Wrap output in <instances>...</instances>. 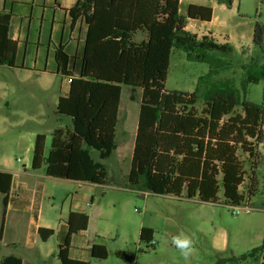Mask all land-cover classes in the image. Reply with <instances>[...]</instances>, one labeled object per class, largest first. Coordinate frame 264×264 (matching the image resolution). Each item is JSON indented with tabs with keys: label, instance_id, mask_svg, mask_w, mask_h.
<instances>
[{
	"label": "trees",
	"instance_id": "1",
	"mask_svg": "<svg viewBox=\"0 0 264 264\" xmlns=\"http://www.w3.org/2000/svg\"><path fill=\"white\" fill-rule=\"evenodd\" d=\"M234 0H217L231 7ZM73 23L84 20L87 27L84 50L79 58L64 48L56 50L58 72L69 81L67 95L59 99L57 114L71 119V126L53 132L51 149L45 157L46 135L35 140L32 170L42 169L54 178L105 185L108 170L96 162L90 149L109 159L117 148L123 86L142 91L136 138L127 180L136 190L155 195L198 199L238 206L257 198V181L252 178L247 191L245 171L239 152L257 158V146L264 142V105L239 96L229 80L212 83L214 76L231 70L237 54L230 43H219L210 35L199 37L186 29L187 20L210 22V6L190 5L181 14L180 0H78L69 10ZM11 13L0 12V65L15 66L17 43L9 37ZM264 28L257 25L254 53L242 60L241 88L264 80ZM142 35L145 39L138 41ZM185 52L192 62L207 63L210 71L201 77L192 93L167 92L171 55ZM78 63H77V62ZM209 83L201 111L197 103L201 89ZM135 100V95H131ZM241 108L240 112L237 109ZM254 164H256L254 162ZM13 174L0 171V198L6 213ZM87 214L71 213L69 233L60 244L61 264H88L70 258L72 234L87 230ZM48 236L52 230L40 229ZM154 231L143 227L141 241H153ZM264 242L242 258L261 263ZM92 256L104 260L107 248L94 245ZM0 264H23L21 258L0 256Z\"/></svg>",
	"mask_w": 264,
	"mask_h": 264
},
{
	"label": "rangeland",
	"instance_id": "2",
	"mask_svg": "<svg viewBox=\"0 0 264 264\" xmlns=\"http://www.w3.org/2000/svg\"><path fill=\"white\" fill-rule=\"evenodd\" d=\"M223 21L230 32L241 33V41H230L241 47L236 48L237 54L225 56L233 61V68L220 72L211 82L229 79L243 100L264 105V80L249 84L245 95L241 88V52L244 62L255 55V30L257 25L264 28V0H236L231 8L216 6L215 25ZM142 38V35H138L136 39L140 41ZM209 71L207 63L189 61L184 51L174 49L165 83L166 91L192 93L199 79L207 76ZM34 86L36 83L30 81L22 83L14 91H0V120L8 116L16 118L15 124L13 120L10 124L0 123V158L2 154L13 156L15 161L21 158L19 136L33 139L36 134L48 135L57 127L72 125L69 117L56 118L54 114L53 102L61 93L57 90L42 92ZM208 88L209 83L202 86L201 98L197 103L199 111L204 107ZM132 94L135 100L131 99ZM141 97L140 89L133 93L131 87L123 86L116 129L117 148L113 155L102 160L98 151L90 149L92 158L107 168L108 177L106 185L99 188L95 205L89 211V230L73 238V245L78 247L73 250V254L88 264H261L262 259L259 263L255 259L242 257L261 247L264 242V142L257 146L256 159L252 160L239 152L246 173L242 191H247L252 178L257 181V198L248 203L253 208L249 213L234 214L222 195L218 203L206 204L185 197L151 193L145 196V192L134 189L127 180ZM240 111L241 108H238L237 112ZM18 117H21V123H17ZM2 139H5L4 145H1ZM47 185L54 198L47 200L48 206L54 207L49 218L51 224H57L67 215L71 194L79 189L76 184L57 179L49 180ZM142 224L154 229V248L141 241ZM180 233L192 236L195 240V250L188 260L171 243V237ZM92 244L104 245L107 258L92 260L85 255L81 248ZM29 253L31 255L25 258V264H61L56 257L57 235H52L46 242L41 234L38 235L36 250Z\"/></svg>",
	"mask_w": 264,
	"mask_h": 264
},
{
	"label": "crops",
	"instance_id": "3",
	"mask_svg": "<svg viewBox=\"0 0 264 264\" xmlns=\"http://www.w3.org/2000/svg\"><path fill=\"white\" fill-rule=\"evenodd\" d=\"M77 1L0 0V12L11 13L12 15L9 37L17 43L15 66L0 65V70L2 71L0 74V91H14L22 83L30 81L36 83L34 88L39 89V91L52 92L57 90L61 94L53 102L56 118H61L59 117L61 115L57 114L59 99L67 95L69 91V81L58 72L56 50L62 47L71 57L76 58H79L84 50L87 27L84 20H78L73 23V19L69 14V10ZM180 1L181 14L184 16H186L187 8L190 5L210 6L213 9V18L210 22L188 19L186 26L188 31L197 34L199 37L210 35L219 43L232 44L230 42L232 39L241 41V33L234 34L230 32L224 21L218 22L215 25V7H225L226 5L219 4L217 0ZM235 3L236 0L233 1L231 7ZM214 28L219 30H214ZM143 39H145L144 36L141 40ZM234 46L236 48L241 47L239 44H234ZM12 120V123L15 124L16 118H10L9 116L1 119L0 123L10 124ZM17 123H21V117L17 118ZM54 130L52 134H45V157L50 152ZM37 135L33 139L30 136H19L18 149L19 153H22V156L17 161H15L13 156L6 154H2L0 158V171L13 174L8 208L0 222V256L2 259L16 256L21 258L23 264H25V258L27 259L31 255L29 252L36 250L37 236L40 235V229L52 230V235L58 236L59 252L61 242L69 233L68 219L70 214L84 213L89 217L87 230L72 234L69 251L70 258L82 261V259L77 258L73 254V250L78 249V247L76 248L73 245V238L75 236H82V234L89 230V211L95 205L99 188L106 184L100 185L48 176L46 174V163L42 169L38 171L32 170V157ZM1 143V145H4L5 139H2ZM51 179L76 184L79 189V191L71 194L72 197L67 215L57 224H51L52 221L49 216L54 207L52 205L49 207L47 204V200L51 201L54 199L53 193L47 185V182ZM147 194L149 193L145 192V196ZM192 200L202 202L198 199ZM0 211H3L2 197L0 198ZM143 227L142 224L141 229ZM52 235L48 236V232L44 231L43 241L46 242ZM153 241L155 242V231ZM94 245L99 244H92L81 249L92 260H98L92 256ZM56 257L59 260L58 253Z\"/></svg>",
	"mask_w": 264,
	"mask_h": 264
},
{
	"label": "clouds",
	"instance_id": "4",
	"mask_svg": "<svg viewBox=\"0 0 264 264\" xmlns=\"http://www.w3.org/2000/svg\"><path fill=\"white\" fill-rule=\"evenodd\" d=\"M171 243L176 247L185 260H188L195 250L194 238L184 233L172 236Z\"/></svg>",
	"mask_w": 264,
	"mask_h": 264
},
{
	"label": "built area",
	"instance_id": "5",
	"mask_svg": "<svg viewBox=\"0 0 264 264\" xmlns=\"http://www.w3.org/2000/svg\"><path fill=\"white\" fill-rule=\"evenodd\" d=\"M230 208L232 209L234 214H238L240 212L249 213L253 210V208L250 207L248 203H243V204L238 205V206H230ZM155 245H156V243L154 241L147 243L148 247L154 248Z\"/></svg>",
	"mask_w": 264,
	"mask_h": 264
},
{
	"label": "water",
	"instance_id": "6",
	"mask_svg": "<svg viewBox=\"0 0 264 264\" xmlns=\"http://www.w3.org/2000/svg\"><path fill=\"white\" fill-rule=\"evenodd\" d=\"M261 264H264V255L262 256V263Z\"/></svg>",
	"mask_w": 264,
	"mask_h": 264
}]
</instances>
